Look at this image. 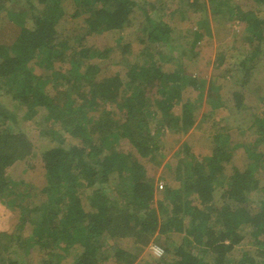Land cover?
<instances>
[{
    "label": "trees",
    "instance_id": "1",
    "mask_svg": "<svg viewBox=\"0 0 264 264\" xmlns=\"http://www.w3.org/2000/svg\"><path fill=\"white\" fill-rule=\"evenodd\" d=\"M9 1L0 0V25L4 24L2 18L6 15L2 12L7 14ZM244 1L180 0L181 22L198 19L192 50L200 46L205 35L211 34L207 20L210 11L216 17L223 12L227 20H238L241 26L230 38L229 48L247 54L234 73L232 69L227 71L232 79L226 84L216 89L217 79L210 80L208 102L214 111L222 106L232 110L246 106L245 87L256 70L254 63L264 60V0ZM28 2L30 9L21 13L16 40L0 44V90L5 89L13 99L28 103L30 108L45 109L53 127L42 132L50 144L41 152L46 177L36 198L44 200L38 204L34 191H27L28 197L21 203L19 235L10 236L8 245H0V264H27L22 258L3 255L15 242L26 253L37 247L42 252L39 264H62L54 257L68 253L75 254L71 264H102L113 258L116 264H134L136 253L116 245L108 249L103 239L133 235L145 246L156 232L163 239L159 246L164 255L158 257L152 251L144 264H264V186L254 175L261 168L258 163L264 160V152L258 149L264 143V112L252 116L250 129L256 139L242 143L247 154L238 159L233 157L228 144L230 134L223 132V127L215 130L216 146L202 160L185 145L186 159L176 167L175 178H158L165 188V200L156 201L155 177L148 175L139 158L119 143L126 139L142 157L155 160L159 134L181 127L186 131L194 124L190 103L184 105L181 116L171 112L176 102L188 101L186 86L203 91L206 78L182 75L181 70L164 71L156 58L157 46L171 44L178 25L156 21L149 12H156L157 4L144 2L141 9L146 25L142 42L150 51L142 54L148 58L141 64L127 62L120 72L103 75L101 62L94 59L107 58L109 49H94L92 38L133 26L137 0ZM246 5L249 6L245 8ZM78 17H83L84 25L74 23L66 28L71 19ZM68 51L70 68L66 74L56 72L55 63L63 61ZM194 52L197 55L198 51ZM226 59L225 54L218 55V67ZM36 67L43 73L37 74ZM50 81L65 82L68 91L76 90L82 103H76L78 99L70 91L62 90V98L59 93L52 96L46 89ZM146 87L158 88L152 104L146 97ZM219 90L224 93L219 94ZM260 99L263 105V97ZM112 103L121 114L118 119L98 114ZM95 112L98 116L93 115ZM148 115L150 120L160 115L161 124L150 127ZM15 121L16 115L0 102V192L8 188V169L25 159L33 146L26 134L13 131L11 123ZM67 137L80 139V143L68 145ZM111 183L119 197L108 194ZM257 188L263 191L262 201L250 197L251 190ZM159 209L166 212L164 218L158 214ZM26 224L33 226L29 238L20 232ZM168 231L183 234L182 242L168 245ZM246 235L251 237L252 246L241 253L239 260H231L230 252ZM101 248L105 249L100 256L97 253ZM206 256L209 259L205 261Z\"/></svg>",
    "mask_w": 264,
    "mask_h": 264
},
{
    "label": "rangeland",
    "instance_id": "2",
    "mask_svg": "<svg viewBox=\"0 0 264 264\" xmlns=\"http://www.w3.org/2000/svg\"><path fill=\"white\" fill-rule=\"evenodd\" d=\"M147 1H154L157 4L156 12H149L156 21L163 20L178 25L176 31L173 32L171 44H160L157 46L159 52H157L156 58L160 60L163 70L170 73L181 70L182 75L192 74L194 76H203L206 78L203 91H200L201 89H192L191 86H186V98L188 101L186 103H184L183 100L176 102L171 112L172 115L181 116L185 108L184 105L190 103L191 111L193 109L195 113L194 124L186 131L181 127L178 131L168 129L163 134H159L157 136L159 148L154 151V153L158 151L155 160H150V156L149 158L142 157L135 147L126 139L120 140L119 146L125 149V151L134 153L145 165L147 173H149L148 175L155 177V200L164 201L165 188L162 183L158 182V178L160 176H169L171 179L175 178L177 174L175 172L176 167L181 163L182 159H186L184 155L185 145L190 147L191 154H194L197 158L199 157L200 160H202V158L209 156L216 146L213 138L215 130L223 127L222 131L230 134H228V144L230 145L234 159H238L240 156L247 154L246 148L242 143L244 144L247 141L253 142L256 139L255 134H253L252 129H250L251 118L252 116L262 115L264 112V103L260 105L262 100L260 96L264 99V60L254 63L256 65V70L253 71L252 79L249 80L245 87L246 91L244 94L246 106L241 109L235 108L234 110H232L231 107L222 106L216 108L214 111V106L210 105L208 102V86L210 80L213 78L217 79L215 82L216 89L218 85L226 84L228 80L232 79L231 73L235 72L239 62L243 60L244 55L247 54V51H235L229 48L231 45L230 38L234 31L237 32L241 29L239 21L227 20L223 12L216 17L213 12L210 11L207 20L211 28V34L205 35L200 46L192 50L193 31L197 28L196 21L198 19L196 17L195 20H184L181 22V16H178V9L181 5L180 0H137L138 5L135 7V22L133 26L121 30L107 31L92 38L91 43H93L94 49L101 51L109 49L107 58L94 59L96 62H101L103 75H113L118 71L120 72L127 62H129L130 65L138 62L141 64L148 58V56L142 54L143 52L148 53L150 50L147 49L146 51V46L142 42L144 39V32L142 29L143 26L146 25V20L145 14L141 9V7L144 6V2ZM234 1L236 3L245 2L244 0ZM32 3L37 5L34 1ZM248 6L249 5H246L245 8ZM6 8L7 14L6 11H4L5 13L2 12V15H6V18H2L4 24L1 23L0 25V44H12L16 40L21 28V19H23L21 13L23 11H29L30 3L28 0H11L8 2ZM147 8H149V5H147ZM74 23L84 25L83 17H78L75 20L71 19V23L65 27L69 29ZM64 34H66V31H64ZM196 50L198 53L194 55V51ZM69 53L70 51L66 52V57H64L63 61H57L55 63L54 70L56 72L62 74L67 73V69L70 68ZM222 53L225 54L227 59L218 67V55ZM252 63V61L249 62V64ZM189 66L195 67V69H190ZM196 69L198 71H195ZM229 69H232L230 74L227 73ZM35 72L41 74L43 70L40 67H36ZM50 72L51 70H48V73ZM63 81H61L60 84L50 81L46 88L47 91L50 92L52 96L59 93L60 98H62V90L66 92L70 91L67 89L68 85L65 84V82L63 83ZM258 86L260 87L257 90ZM70 93L71 96L78 99L76 103H82L75 89H72ZM157 93V87L147 88L146 97L151 101V104ZM201 93L203 94L200 101ZM218 93L223 94L224 91L219 90ZM0 102L16 115V121L11 123L13 131L26 134L33 145L31 153L25 159L16 162L8 169V188L0 192V245L5 246L10 243V236L14 234L19 235L18 230L21 225L22 215L21 203L28 197L26 195L27 191L28 193L29 191H34L33 196H35V198L39 196L37 195V191H39L41 183L46 177V170L41 158V152L45 147H49L50 144L49 137L43 135L42 132L53 127V124L48 121V112L45 111V109L42 107L30 108L28 103L13 99L12 95L6 93L5 89L0 90ZM150 108L153 110L154 106L151 105ZM103 110L104 111L101 109L98 114L106 119H118L117 116L121 115L118 114V107L114 103L104 107ZM98 114L96 112L93 113V115L96 116H98ZM148 117L150 127L155 126V124L160 123L162 120L160 115H156L155 120H150V115H148ZM224 128L226 131H224ZM78 143H80V139L67 137L68 145ZM258 149L264 152V143L260 144ZM157 161L160 163H157ZM236 161L237 160L234 162ZM258 164L261 168L255 172L254 175L257 179H261L262 185L264 186V160H261ZM125 175L124 183H127V174ZM107 192L111 197H119V192L113 183L109 184ZM250 197L254 201H262L263 191L259 188L252 189ZM37 198L35 202L38 204L44 200L41 199L38 201ZM83 203L88 208L86 200H83ZM156 204L158 203L156 202ZM165 213L161 209L158 210V214L162 218H164ZM20 232L22 237L29 238L33 234V226L26 224L25 228ZM168 232L169 233H165L168 237L166 239L168 245L182 242L183 234H175L171 231ZM162 240L160 233L156 232L145 246H141L133 235L103 239V242L108 249L111 245H116L117 247L136 253L138 256L134 264H144L149 257L151 258L154 247L159 246ZM250 241L251 237L246 235L242 241L232 249L229 254L230 259L233 261L239 260L241 253L252 246ZM11 245L12 247L8 252L3 254L6 258H22L27 264L40 263L42 252L37 247H34L33 251L26 253L16 242ZM104 249L105 248H101L97 254L101 256ZM74 257V253H68L67 256L64 255L63 257L57 255L54 257V261L57 262L60 260L62 264H71L74 261ZM203 259L206 261L209 259V256L203 257ZM102 264H116V262L113 258L108 259Z\"/></svg>",
    "mask_w": 264,
    "mask_h": 264
},
{
    "label": "built area",
    "instance_id": "3",
    "mask_svg": "<svg viewBox=\"0 0 264 264\" xmlns=\"http://www.w3.org/2000/svg\"><path fill=\"white\" fill-rule=\"evenodd\" d=\"M153 252L155 253V255H157L158 257H161L164 255V249L160 246H155Z\"/></svg>",
    "mask_w": 264,
    "mask_h": 264
}]
</instances>
